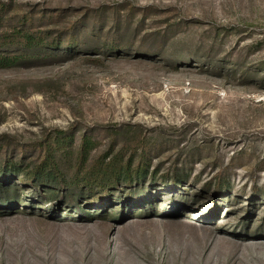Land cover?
<instances>
[{"label": "rangeland", "instance_id": "obj_1", "mask_svg": "<svg viewBox=\"0 0 264 264\" xmlns=\"http://www.w3.org/2000/svg\"><path fill=\"white\" fill-rule=\"evenodd\" d=\"M0 58V264H264V0H0Z\"/></svg>", "mask_w": 264, "mask_h": 264}, {"label": "trees", "instance_id": "obj_2", "mask_svg": "<svg viewBox=\"0 0 264 264\" xmlns=\"http://www.w3.org/2000/svg\"><path fill=\"white\" fill-rule=\"evenodd\" d=\"M13 63H16V61L15 60H8V59H6V58H0V66L1 67H8V66H10V65H13ZM81 149H82V151L83 152H86L87 151V143L85 142V143H83V145H82V147H81ZM45 172H43V174H44ZM1 174H4V171H0V175ZM38 175V178L37 177H35V176H37ZM39 175H40V177H39ZM42 174H41V172H37L34 176H33V178H30V176H28V179H31V180H33L34 182H39V183H41V184H43V183H51L52 182V180H50L49 178H43V175L41 176ZM51 176V173H50V171L49 172H47V174H46V176ZM47 176V177H48ZM119 177H121V173H119ZM137 177H139V175H137ZM124 181H132L131 179H128V178H126V179H123ZM0 201L1 202H3V203H6L7 201L4 199V200H2V199H0Z\"/></svg>", "mask_w": 264, "mask_h": 264}]
</instances>
